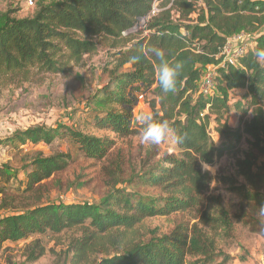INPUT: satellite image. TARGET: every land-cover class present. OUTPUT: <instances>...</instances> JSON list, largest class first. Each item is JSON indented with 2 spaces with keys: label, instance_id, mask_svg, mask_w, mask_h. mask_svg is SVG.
<instances>
[{
  "label": "trees",
  "instance_id": "1",
  "mask_svg": "<svg viewBox=\"0 0 264 264\" xmlns=\"http://www.w3.org/2000/svg\"><path fill=\"white\" fill-rule=\"evenodd\" d=\"M155 5L158 10L151 14ZM13 12L0 16V90L28 81L33 74L66 72L69 63L79 64L85 55L98 51L100 43L95 38H99L119 49L115 54L119 69L131 66L120 74L114 72L115 89L96 97L95 106L105 111L99 126L123 136L143 132V122L134 125V112L139 93L144 98L151 93V114L156 120H168L177 153L166 156L152 171H132L128 180H144L167 197L142 196L120 186L117 179L100 203L35 201L15 210V198L2 205L14 211L0 218V240L20 241L46 231L75 233L65 253L71 254L69 264H222L215 256V239L205 229L225 228L226 215L215 217L204 211L203 226L179 223L168 234L142 232L140 226L150 217L194 207L199 211L207 205L204 198L212 174L203 166H212L218 155L233 153L243 135L264 151V0H57L40 3L32 16L18 17ZM241 33L253 34V44L234 60L224 50L230 37ZM148 46L164 49L170 62L183 64L174 92H162L154 57L139 63L131 60ZM211 65L214 86L207 95L200 82ZM238 89H245L241 100L230 104ZM112 105L120 111L112 110ZM234 108L244 115L251 112L252 117L232 129L227 121ZM212 120L221 134L235 142L216 146L209 131ZM65 133L73 135L90 157L105 159L112 149L113 142L64 124L56 131L37 128L29 132V138L52 142ZM177 136L183 139L177 141ZM30 163L32 169L19 191L23 195H34L66 170L71 157L66 152H41ZM251 172L250 167L245 175ZM163 200L164 204L159 203ZM247 223L251 225L250 220ZM45 252L37 239L28 245L25 261L9 259L8 264H32Z\"/></svg>",
  "mask_w": 264,
  "mask_h": 264
},
{
  "label": "rangeland",
  "instance_id": "2",
  "mask_svg": "<svg viewBox=\"0 0 264 264\" xmlns=\"http://www.w3.org/2000/svg\"><path fill=\"white\" fill-rule=\"evenodd\" d=\"M32 1L33 4H30ZM57 0H0V16L11 12L14 16H32L40 3ZM141 25L144 24L143 20ZM253 34H235L231 37V50L239 44L252 45ZM100 43L94 54L85 55L79 64L69 63V69L60 74H33L28 81L2 87L0 90V218L12 213L13 207H3L17 199L15 210L35 201L53 203L90 202L100 203L106 196L109 184L120 179V186L128 187L133 192L147 197H167L159 187L136 178L129 183L132 171L147 173L171 153H177L174 138L170 134L159 145L142 142L143 132L120 135L107 126H99L105 111L95 106L99 95H106L115 89V74L131 69L129 64L119 69L116 62L118 48L110 43L95 38ZM214 69V66H210ZM245 91L233 92L230 104L241 100ZM134 112V125L142 122L143 113H151L148 104L151 93L141 98ZM112 110L120 107L112 105ZM252 113L244 115L234 108L229 115L231 128H239L243 121L249 120ZM64 124L67 128L113 142L112 149L105 159L90 157L81 144L70 133L46 142L45 139L34 142L29 132L35 129L56 131ZM134 126V128H135ZM217 123L210 124L211 138L216 146L235 142L217 130ZM62 131V129H61ZM22 138H26L24 141ZM252 139L243 135L231 154L218 155L212 166L203 168L212 174V180L205 194L207 205L194 207L185 212L170 216H156L145 220L142 232L156 230L159 234H168L179 223L193 227L201 221L204 211L215 217L227 216L228 226L217 230L205 229L215 239L217 262L222 264H264V217L258 215L260 205H264V151L252 146ZM264 148V144H262ZM45 155L66 152L71 157V164L63 172L56 174L37 188L34 195L19 193L25 186L31 171L30 159L37 153ZM251 167V174L245 172ZM120 173L121 176L117 173ZM141 176V174H139ZM247 194V195H246ZM164 204V200L159 202ZM250 220L248 225L247 221ZM254 226V230L253 227ZM256 229V230H255ZM75 233L64 231L43 234L35 233L20 241L0 240V264H8L9 259L17 263L26 260L28 245L40 239L46 247L45 254L32 264H69L65 253ZM197 260L193 258L192 261Z\"/></svg>",
  "mask_w": 264,
  "mask_h": 264
},
{
  "label": "clouds",
  "instance_id": "3",
  "mask_svg": "<svg viewBox=\"0 0 264 264\" xmlns=\"http://www.w3.org/2000/svg\"><path fill=\"white\" fill-rule=\"evenodd\" d=\"M149 56L154 57L157 61L156 76L162 92H174L177 79L183 70V64L179 61L170 62L168 53L164 49L153 46H148L146 50L142 47L138 55L132 56L131 60L134 63H139L141 59H147ZM139 119L144 126L142 142L159 145L172 132L168 120H156L151 113H143ZM176 139L181 141L183 137L177 136ZM258 215L264 217V205H260Z\"/></svg>",
  "mask_w": 264,
  "mask_h": 264
},
{
  "label": "built area",
  "instance_id": "4",
  "mask_svg": "<svg viewBox=\"0 0 264 264\" xmlns=\"http://www.w3.org/2000/svg\"><path fill=\"white\" fill-rule=\"evenodd\" d=\"M29 2H30V4H33L32 1H29ZM157 10L158 9L155 5L151 14H155L157 12ZM230 39H231V37H230ZM230 39H229L227 46L225 47L224 53L227 57H230V58H233L234 60H236L237 58H239L240 56H243L245 54L246 49H247V45L239 44V46L236 48V50H231V47H230L231 40ZM213 80H214V70L210 69V71H208L204 75V77L202 78V80L200 82L202 91L207 95H209L212 92V89L214 86ZM141 98H143V95L140 96V99Z\"/></svg>",
  "mask_w": 264,
  "mask_h": 264
},
{
  "label": "crops",
  "instance_id": "5",
  "mask_svg": "<svg viewBox=\"0 0 264 264\" xmlns=\"http://www.w3.org/2000/svg\"><path fill=\"white\" fill-rule=\"evenodd\" d=\"M242 90H244V91H245V89H242Z\"/></svg>",
  "mask_w": 264,
  "mask_h": 264
}]
</instances>
